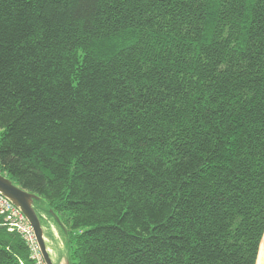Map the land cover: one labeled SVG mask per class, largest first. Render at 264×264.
I'll return each mask as SVG.
<instances>
[{
	"label": "trees",
	"instance_id": "obj_1",
	"mask_svg": "<svg viewBox=\"0 0 264 264\" xmlns=\"http://www.w3.org/2000/svg\"><path fill=\"white\" fill-rule=\"evenodd\" d=\"M0 174L68 264H260L264 0H0Z\"/></svg>",
	"mask_w": 264,
	"mask_h": 264
},
{
	"label": "water",
	"instance_id": "obj_2",
	"mask_svg": "<svg viewBox=\"0 0 264 264\" xmlns=\"http://www.w3.org/2000/svg\"><path fill=\"white\" fill-rule=\"evenodd\" d=\"M0 193L7 197L14 205H16L27 219L28 223L33 229L40 254L45 264H54L43 235V227L33 207V201L36 200L38 196L14 185L9 179L2 176L1 174ZM59 264L63 263L60 262ZM66 264L68 263L66 262Z\"/></svg>",
	"mask_w": 264,
	"mask_h": 264
},
{
	"label": "built area",
	"instance_id": "obj_3",
	"mask_svg": "<svg viewBox=\"0 0 264 264\" xmlns=\"http://www.w3.org/2000/svg\"><path fill=\"white\" fill-rule=\"evenodd\" d=\"M0 216L2 217L3 224L7 227L8 231L19 233L26 241L30 248L31 258L35 260L36 264H45L40 254L32 227L21 210L1 193Z\"/></svg>",
	"mask_w": 264,
	"mask_h": 264
},
{
	"label": "rangeland",
	"instance_id": "obj_4",
	"mask_svg": "<svg viewBox=\"0 0 264 264\" xmlns=\"http://www.w3.org/2000/svg\"><path fill=\"white\" fill-rule=\"evenodd\" d=\"M43 200V199H42ZM58 225L51 218L43 220V235L50 251L51 258L54 264H59L62 262L66 264L65 261V250L62 244L61 234L57 227ZM13 232V231H12ZM257 261V260H256ZM260 264H264V249L261 257Z\"/></svg>",
	"mask_w": 264,
	"mask_h": 264
}]
</instances>
